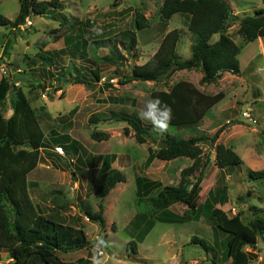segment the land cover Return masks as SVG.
<instances>
[{"label":"rangeland","instance_id":"374dc122","mask_svg":"<svg viewBox=\"0 0 264 264\" xmlns=\"http://www.w3.org/2000/svg\"><path fill=\"white\" fill-rule=\"evenodd\" d=\"M60 1L64 4L63 10H53L47 16L33 14L27 24L18 29L11 25L0 26V79L6 77L11 86L6 118L13 113L10 100L14 90L22 88L38 115L47 142L50 143L57 136H69L78 145L77 153L71 152L70 147L66 153L61 146L54 147L55 144L51 143L42 152L40 166L28 177L31 197L40 211L56 215L66 224L83 227L91 241L92 248L60 256L65 261L93 258V245L103 239L106 246L97 250L101 264H214V255L217 264H232V259L226 258V233L202 216L199 221L186 223H174L169 217L166 221L165 218L159 221L160 218L152 216L147 201L138 203L136 178L145 166V172L151 168L153 177L159 179L163 186H178L180 170L193 165L194 161L190 158L162 161L152 157L150 150H156L167 136L176 140L200 135L212 137L223 129L215 145L229 142L235 151L237 149L243 164L220 169L213 159L216 155L215 145L201 144L203 157L206 159L205 155H208L210 163L204 169L200 204H206L211 191L220 189L221 201L215 207L225 211L228 216L242 213L245 221L255 217L264 218V180L249 178V170H264V72L256 71L258 67H264V39L246 42L238 34L239 21L232 19L228 35L241 48V74L231 76L224 73L216 83L200 86L207 94L224 93L223 101L208 113L203 126H170L162 136L152 131L150 123L141 120L152 140L140 144L128 124L112 120V114L127 112L139 118L137 114L144 109L152 92L170 90L173 83L186 79L199 84L201 76L194 70H185L176 72L171 78L165 77L162 85L145 81L121 85L120 81L123 76L131 74L135 64L141 65L152 56L168 27L182 31L178 53L183 60L189 59L192 34L188 31V15H175L165 28L158 12L165 0ZM225 1L230 5L232 14L239 18L254 15L264 8L263 0ZM137 11L150 22L149 28L138 33V56L120 47L126 59L124 66L100 65L98 60L94 62V58L112 53V45L120 41L121 32L135 29ZM19 12V0H0V16L13 22ZM60 12L68 17L70 29L61 25ZM97 27L102 34L90 31ZM78 34L91 44L88 46V57L82 56L80 51L74 53L77 51L69 38ZM108 40L111 42H106V48H100L96 53L93 51L95 41ZM218 40L219 35H215L211 42ZM141 56L144 58L140 59ZM52 58H55L54 64ZM76 67L80 69L79 72ZM97 68L102 71L100 80L92 74V70ZM77 74L88 84L68 83ZM245 111H255L257 122L245 119ZM92 117L105 120L93 124L90 122ZM126 128L129 129L128 134ZM100 132L108 135V141L92 138L94 133ZM71 140L65 139L66 142ZM98 151L101 156L116 153L129 158L127 169L122 170L126 182L114 187L105 199V227L90 222L83 213L89 206L92 211H98L100 200L96 198V191L104 182L106 173L112 169L111 160L108 171L100 169L104 160L97 159L95 152ZM197 176L198 173L192 180ZM59 204L68 207L63 209ZM253 206L257 210H251ZM187 210L188 206L184 204H175L169 209L178 220L186 216ZM113 225L116 228L112 229ZM194 236L209 244V253L200 244L191 245ZM131 242L137 246L135 252L128 245ZM255 247L244 249L257 255L250 264H264V235ZM1 254L3 258L0 264L10 261L9 252H1L0 257Z\"/></svg>","mask_w":264,"mask_h":264},{"label":"trees","instance_id":"16d2710c","mask_svg":"<svg viewBox=\"0 0 264 264\" xmlns=\"http://www.w3.org/2000/svg\"><path fill=\"white\" fill-rule=\"evenodd\" d=\"M20 12L15 21L0 16V26H13L19 28L33 14L44 16L54 11L63 10L64 4L60 0L38 1L19 0ZM264 3V0H263ZM54 10V11H53ZM163 26L175 15H188V31L192 34L191 57L183 60L178 47L182 39V31L173 29L165 34L156 53L143 65H134L130 75H125L120 81L121 85L133 81L158 82L165 77L170 78L180 71H198L202 74L201 85H210L220 80L224 73L232 75L241 74L239 55L241 48L228 35L232 19L239 21L238 34L248 43L264 39V8L254 15H246L243 18L232 14L230 5L225 0H165L159 9ZM60 23L71 28L67 24L68 17L62 12ZM135 29L126 30L119 35L120 41L112 45V53L94 58L100 65L124 66L126 59L120 51V47L133 56H138V33L149 28L150 22L141 12H136ZM82 32V31H81ZM83 34V32H82ZM219 35V40L212 43V38ZM74 42V52H82V56L88 57V43L81 34L69 38ZM108 41H95L93 51L106 48ZM106 45V46H105ZM68 49V48H67ZM69 51V49H68ZM67 51V53H68ZM53 64L55 58L51 59ZM52 65V64H51ZM79 72L80 69L76 67ZM102 71L97 68L92 70L96 78L100 80ZM71 84H88L78 74L70 79ZM10 84L4 76L0 79V253L6 251L10 254V261L4 264H93V258L80 257L73 261H65L61 254H69L75 251L92 248L86 231L83 227H75L66 224L56 218V215L44 214L34 203L30 194L28 177L39 165L43 150L54 143V147H62L66 153L70 147L71 152L77 153V143L69 136L58 137L55 140H46V133L39 122L35 109L29 103L22 88H16L10 100L12 115L6 118L8 95ZM159 98L163 103L171 106L173 119L170 126H198L216 104L224 98V93L216 95L206 94L199 90L193 83L180 81L172 85L169 91H154L150 99ZM253 114L255 113L252 112ZM255 116V115H254ZM256 118V116H255ZM111 119L125 122L134 132L135 140L144 144L152 140L149 130L142 121L127 112L113 113ZM105 120L101 117H92L90 122L98 124ZM128 127V128H129ZM125 132L128 134L129 129ZM223 129L210 136L200 135L188 139L176 140L169 136L160 142L158 148L151 149V156L162 161H172L180 158H190L193 165L181 172V181L178 186H163L144 179L138 181V203L145 200L149 204L153 215L159 221L171 218L174 223H186L199 221L205 217L214 223V227L227 234L226 258L232 259V264H250L257 255L246 252V247L256 248L260 237L264 235V218L255 217L250 221L242 219V213L232 217L225 211L215 207L221 201V190L211 191L206 204L201 206L200 193L204 179V169L210 163V157L205 155L201 144H216ZM92 138L96 141L108 140L105 133H94ZM66 140H71L67 143ZM52 145V146H53ZM216 158L214 162L220 169L239 167L243 164L242 158L233 148L222 143L215 145ZM198 176L195 180L192 177ZM251 180H264V170H249ZM126 181L124 174L118 170H110L106 173L104 182L96 191L98 198V211H92L89 206L83 213L90 222L105 227L106 219L105 199L114 187ZM35 185V183H34ZM149 188V189H148ZM148 189V190H146ZM220 195V196H219ZM69 206V203H67ZM175 204L188 206L186 216L181 220L176 219L169 209ZM61 208L67 205H58ZM251 210H257L251 207ZM115 228V226H114ZM210 251L209 244L201 238L194 236L191 245H199ZM133 252L136 251L135 243L128 244ZM1 261V258H0ZM216 263V257L213 256Z\"/></svg>","mask_w":264,"mask_h":264},{"label":"clouds","instance_id":"9594fccd","mask_svg":"<svg viewBox=\"0 0 264 264\" xmlns=\"http://www.w3.org/2000/svg\"><path fill=\"white\" fill-rule=\"evenodd\" d=\"M90 31L97 35L102 34V30L98 27L92 28ZM256 71L264 72V67H258ZM137 115L140 120L152 125V131L154 133L162 136L169 131L171 121L173 119V110L170 105L163 103L161 99L157 97L149 99L145 103L144 109L138 112ZM101 246H106V242L103 239L98 240L93 245V264H101V261L97 258V250ZM120 264H123V262H120Z\"/></svg>","mask_w":264,"mask_h":264},{"label":"crops","instance_id":"0c3cea01","mask_svg":"<svg viewBox=\"0 0 264 264\" xmlns=\"http://www.w3.org/2000/svg\"><path fill=\"white\" fill-rule=\"evenodd\" d=\"M169 31H171V29H170V27H168V29L166 30V33H168ZM140 33V32H139ZM165 33V34H166ZM165 34H164V36H165ZM164 36L161 38V41H162V39L164 38ZM139 38V37H138ZM260 39H263V38H260ZM259 40V39H258ZM161 41L160 42H158V48H159V46H160V43H161ZM138 42H139V39H138ZM139 46V45H138ZM158 48L152 53V56L156 53V51L158 50ZM147 56V55H146ZM152 56H150L145 62H143V63H141V65H143V64H145ZM144 58V56L142 57H140V59H143ZM181 72V71H180ZM186 72H190V71H186ZM195 72H197L198 74H199V76H201V78H200V81H201V79H202V74L200 73V72H198V71H195ZM229 75H231V76H237V75H232V74H230V73H228ZM171 78V77H170ZM187 80V79H186ZM186 80H181V81H186ZM161 81H163V80H160V81H158V82H151V83H153V84H158V85H162V83H161ZM188 82H191V83H193L199 90H201L202 92H203V90L201 89V84H200V81H199V84L198 83H195V82H192V81H190V80H187ZM177 82H180V81H177ZM176 82V83H177ZM161 83V84H160ZM173 84H175V83H173ZM155 86V85H154ZM156 91H169V89H165V90H156ZM205 93V92H204ZM207 94V93H206ZM223 101V100H222ZM259 109V108H258ZM210 112V111H209ZM208 112V113H209ZM208 115V114H207ZM206 118H207V116L204 118V120L201 122V126H203L204 124H205V122H206ZM199 125V126H200ZM200 128H202V127H200ZM112 138V137H111ZM103 141H105V140H103ZM108 141V140H107ZM233 141V140H232ZM225 145V144H224ZM226 146L227 147H230V148H233V147H231V144H229V142L228 143H226ZM235 151V150H234ZM236 151H237V149H236ZM235 151V152H236ZM96 154H97V159H99V160H101L102 158H103V160H101V161H103V163H102V165H101V167H100V169H105V170H109L110 168H112V169H110V170H116V169H118V171H120L122 174H124L123 172H122V170H124V169H127V167H128V165H129V158H127L125 155H122V154H120V155H118V154H116V153H111V154H104L103 156H101L100 155V153H99V151L98 152H95ZM237 153V152H236ZM216 156V155H215ZM215 156L213 157V159H215ZM187 159H189V158H187ZM109 160H111V167L109 168V169H107L108 168V162H109ZM157 162H159L158 161V159H157ZM243 162V161H242ZM215 163V162H214ZM154 164H155V162H154ZM40 166V163H39V165H38V167ZM192 166V165H191ZM188 167H190V165L189 166H185V167H183L181 170H180V172L184 169V168H188ZM37 169V168H36ZM35 169V170H36ZM151 170V168L150 169H148L146 172H145V166H144V169L142 170L143 172H141L140 173V175H138V177L136 178V181L138 182V181H142V180H144V179H147V180H149V181H152V182H158V183H160L161 181H159V179L157 180V179H155L153 176V173L150 171ZM104 171V170H103ZM144 173V174H143ZM125 176V175H124ZM150 176H152L151 178H149ZM45 177V176H44ZM126 178V177H125ZM42 179H44V178H42ZM126 182V181H125ZM125 182H123V183H125ZM119 184H122V183H119ZM162 184V183H161ZM163 185V184H162ZM118 186V184L115 186V187H117ZM149 189V188H148ZM148 189H146V190H148ZM111 193V192H110ZM200 197H201V195H200ZM258 197H260V196H258ZM201 199V198H200ZM174 206V205H173ZM172 206V207H173ZM171 207V208H172ZM170 208V209H171ZM106 211L107 210H105V213H104V215L106 214ZM103 215V216H104ZM107 225V224H106ZM116 228V227H115ZM112 229H114V225H113V227H112ZM227 238L228 237H226L225 239L227 240ZM1 261H2V258H3V256H2V254H1Z\"/></svg>","mask_w":264,"mask_h":264},{"label":"built area","instance_id":"2783aa9c","mask_svg":"<svg viewBox=\"0 0 264 264\" xmlns=\"http://www.w3.org/2000/svg\"><path fill=\"white\" fill-rule=\"evenodd\" d=\"M251 111V110H250ZM250 111H245L244 113H243V117L245 118V119H248L250 122H252V123H256L257 122V120L255 119V116H254V114L253 113H250ZM253 112V111H252ZM62 152V151H61Z\"/></svg>","mask_w":264,"mask_h":264}]
</instances>
